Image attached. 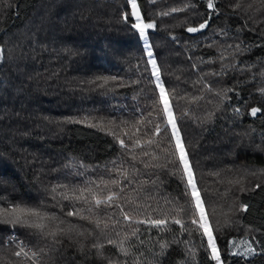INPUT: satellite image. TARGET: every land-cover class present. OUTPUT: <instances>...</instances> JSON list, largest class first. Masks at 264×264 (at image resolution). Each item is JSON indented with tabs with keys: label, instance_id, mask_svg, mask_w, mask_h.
I'll use <instances>...</instances> for the list:
<instances>
[{
	"label": "trees",
	"instance_id": "obj_1",
	"mask_svg": "<svg viewBox=\"0 0 264 264\" xmlns=\"http://www.w3.org/2000/svg\"><path fill=\"white\" fill-rule=\"evenodd\" d=\"M137 2L145 19L156 22V28L148 30V38L166 87L186 97L179 100L175 111L178 116L185 109L189 113L178 123L210 223L215 227L217 221L221 225L231 221L230 227L220 231L222 259L225 264H264L260 245H255L256 255L245 257L240 243L254 238L264 241V95L258 91L264 87V0H216L219 11L197 33L186 29L208 18L207 0ZM188 5L192 7L185 11H171ZM130 10L126 0H0L4 56L0 60V208L22 204L54 214L59 219L49 222L45 231L56 228L59 220L65 221L60 227L71 223L79 230H93L88 221L66 216L74 209L73 202L59 195L65 189L55 194L51 189L67 185L72 195V189L88 187L101 177L118 178L113 169H130L132 161L113 135L88 127L89 123L115 120L120 127L114 131L130 147L133 134L142 141L135 154L145 162L150 157L141 156L142 151L160 154L155 145L143 143L151 137L152 126L160 122L155 114L150 118L152 125H136L142 115L152 111L155 84L143 40L130 28L133 21L122 18ZM164 12L169 15H161ZM113 76L117 80L103 87V81L97 80ZM226 89H233L227 92L229 99H224ZM253 107L261 108L256 116L251 115ZM68 118L84 122L71 123ZM135 166L142 173L138 181L155 180L157 175L159 180L139 193L130 186L127 194L139 199L126 210L141 219L146 217V205L167 212L171 205L165 201L181 197L186 185L166 171L144 169L139 160ZM153 171L155 175L150 174ZM257 184L261 187L256 188ZM241 203H247L249 210L238 211ZM136 204L142 205L139 211ZM74 205L89 215L88 205ZM99 215L106 219L103 208ZM153 218L163 215L153 212ZM140 227V239L146 243L141 246L133 237L130 243L136 245V252L158 251V236L172 240V235L159 229ZM171 227L178 240L190 241L188 247L196 255L190 258L182 242L172 244L164 264H215L206 258L198 232L181 235L179 225ZM122 228L131 231L126 224ZM11 235L31 251L44 250L39 264H107L91 249L97 239L103 242L98 234L77 236L73 232L59 236L61 243L55 244L51 236L42 237L34 229L6 225H0V264H32L13 255L17 249L8 242ZM111 238L120 239L114 234ZM237 252L241 255H233ZM118 255L115 246L105 244V257ZM127 259L131 264L132 256Z\"/></svg>",
	"mask_w": 264,
	"mask_h": 264
},
{
	"label": "snow or ice",
	"instance_id": "obj_2",
	"mask_svg": "<svg viewBox=\"0 0 264 264\" xmlns=\"http://www.w3.org/2000/svg\"><path fill=\"white\" fill-rule=\"evenodd\" d=\"M152 2L155 3V0H152ZM126 3L130 5L131 10L130 12H125L122 18L125 22L133 21L130 23V28L136 30L139 37L143 40L147 63L151 65V76L154 77V81L151 82L155 84V89L153 90L155 99L151 105L152 111H150L147 116L142 115L141 118L136 121V125H152V120L150 118L155 114L160 122L152 126L153 131L151 137L144 140L143 143L150 146L155 145V148L159 150L160 154L158 155L155 151L151 153L142 151L141 156L150 157V159L145 162L135 154V149L141 147L142 141L138 138L134 139L133 137L135 134H133V137H130L132 141L130 147V145L114 131V129L120 127L115 120H109L105 123L101 119L100 122L89 123L88 127L98 128L114 136L121 148L125 149L131 156L132 163L130 169L123 168L122 166L120 168H115L113 171L118 178L104 180L101 177L99 181L89 182L88 187L72 189V195L68 194L67 185H56L51 189V192L55 194L58 189H65V191L59 192V195L63 200L73 202L74 209L67 211L66 216H77L81 220L88 221L90 224L94 225V229L79 230L78 225L71 223L68 224L67 228L60 227L59 225H63L65 221L59 220V225L56 228L45 231V229L49 227V222L58 220L59 218L54 214L42 212L38 207H30L22 204H12L6 208H0V225L10 226L12 229H34L42 237L51 236L55 244L61 243L58 239L59 236H70L73 232H75L77 236H84L85 232H87L88 236L92 237H97L98 234L99 238H103V242L97 239V242L91 245V249L95 250L96 254L101 259H106L107 264H129V260L127 259L129 256H132L131 264H164L170 246L181 242L186 245L189 257H195L196 251L188 247L190 241H180L173 233L171 225H179V232L181 235L187 233L191 236L193 231L199 233L202 238L201 247L204 248L207 253L206 258H210L215 264H225L222 259V250L218 245V241L220 240L221 229L223 227H230L231 221L226 220L224 225H221L219 221H217L214 227L210 223L209 216L206 212L205 199L202 196L201 188L198 187L196 173L189 159V152L181 135L178 123L181 118L187 116L189 113L188 110L185 109L178 116L175 111L179 100L185 99L186 97L177 96L176 90H169L162 79L163 73L161 67L154 56V51L148 38V30L156 28L155 20L151 18L145 19L141 14V4H139L137 0H126ZM206 6L207 9L211 10L208 13V18L204 19L202 23H199L198 26L187 27V32L197 33L209 26L211 16L217 13L219 9L217 8L216 0H207ZM189 7L192 6L188 5L185 8H173L171 11L181 12ZM235 7L239 8L240 4H236ZM161 15L167 16L169 13L164 12L161 13ZM235 47L238 51L240 50L239 45ZM3 59V48L0 46V60ZM221 59H223V57H221ZM193 67H195V65H193ZM225 67H230V65H225ZM213 75H217V73H213ZM261 75L264 76V72H262ZM177 79H179V77H177ZM97 80L103 81V84L100 85L103 87L107 85L109 81H116L117 77H97ZM206 87L211 90L210 85H206ZM229 91H233V89L224 90V99L230 98L227 96V92ZM258 91L261 95H264V87L258 89ZM217 95H220V93H217ZM236 111L239 110L237 109ZM259 112H261V108H251L252 116H256ZM68 122L83 123L84 121L68 118ZM120 123L126 124L127 122L121 121ZM133 127H135V125ZM136 130L139 131V128ZM124 135H128V133L125 132ZM145 135H148V133L146 132ZM161 159H163L162 163L160 162ZM137 160L144 165V169L166 171L170 176H178L180 181L186 185L181 197H175L165 201V205H171L167 212L163 211L160 207L151 209V205H146L143 206L147 213L146 217L141 219L138 218L137 215L130 214V211L126 210V206L135 203V200L139 199V196L133 198L131 195L127 194L130 186L132 191L139 193L144 190V186L149 184L155 185L159 180V176L157 175L155 180L138 181L137 177L142 173L140 169L135 166ZM150 174L155 175L156 173L153 171ZM213 175H219V173H214ZM252 175H255V173H252ZM234 183L239 184L240 181H235ZM260 187V184L256 185V188ZM105 190H107L106 194ZM241 191H245V189L241 188ZM77 192L79 193L78 195L76 194ZM86 193L88 195H85ZM89 196L91 197L90 199ZM52 198L56 200V195H53ZM182 198L184 199V203L180 202ZM74 202H83L88 205L86 211L89 215H84L85 209L75 207ZM141 207L142 205L136 204L137 211H139ZM101 208H103L106 213V219L100 218L99 212ZM148 209H151V211H148ZM61 210L63 211V205H61ZM248 210L249 205L247 203H241L238 209V211L245 212ZM153 212L162 214L163 218H153ZM124 224L131 228L130 232L123 231L122 225ZM133 225L135 226L133 227ZM142 225L148 226L149 231L155 228L159 229L160 233L172 235V240L169 241L164 239L163 236H158L155 242V245H158V251L149 248L144 252H136V245L131 244L130 241L135 237L139 245H145L146 241L140 239V226ZM190 225L194 227H190ZM118 228H120V230H117ZM113 234L116 237H120V239L111 238ZM148 240L151 241V237H149ZM126 243L128 244L127 247ZM240 243L244 245L242 255L245 257L254 256L258 253V249L255 245H260L259 252L264 253V241L254 238L253 241L242 240ZM105 244L115 246L119 255L115 258L105 257ZM155 245L153 247H155ZM232 246H237L235 241L232 242ZM18 247L19 251L14 252V256L20 257L23 255L25 257H30L35 261V264H39L38 258L44 251L43 249H41L40 252L31 251L30 249L26 251V246L23 245V242H21ZM149 255L152 258L146 259L145 257ZM233 255H241V253L237 252L233 253ZM185 264H187V261Z\"/></svg>",
	"mask_w": 264,
	"mask_h": 264
},
{
	"label": "built area",
	"instance_id": "obj_3",
	"mask_svg": "<svg viewBox=\"0 0 264 264\" xmlns=\"http://www.w3.org/2000/svg\"><path fill=\"white\" fill-rule=\"evenodd\" d=\"M8 242H9V244L14 245V247H16L17 251H19V247H18V245H20L21 242L16 241V238H15L14 235H11V236L8 238ZM23 245H24V244H23ZM24 246H25V245H24ZM25 250H26V251L29 250L27 246H26ZM21 257H23V258H27V260H29L32 264H35V261H34L33 259H31L30 257H25V256H23V255H22Z\"/></svg>",
	"mask_w": 264,
	"mask_h": 264
}]
</instances>
